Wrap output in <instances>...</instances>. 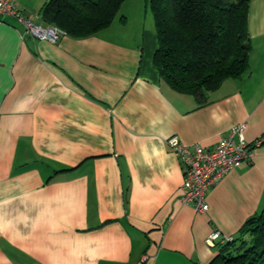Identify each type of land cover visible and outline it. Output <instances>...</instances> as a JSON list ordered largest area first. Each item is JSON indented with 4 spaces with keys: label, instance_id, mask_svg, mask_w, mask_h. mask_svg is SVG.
Returning <instances> with one entry per match:
<instances>
[{
    "label": "crops",
    "instance_id": "obj_1",
    "mask_svg": "<svg viewBox=\"0 0 264 264\" xmlns=\"http://www.w3.org/2000/svg\"><path fill=\"white\" fill-rule=\"evenodd\" d=\"M46 1L16 0L36 22ZM120 10L56 43L0 19V264H209L264 209V0L249 6L248 71L201 98L160 78L146 2ZM242 122L262 141L252 160L208 190L206 212L182 203L166 140L212 149Z\"/></svg>",
    "mask_w": 264,
    "mask_h": 264
},
{
    "label": "trees",
    "instance_id": "obj_2",
    "mask_svg": "<svg viewBox=\"0 0 264 264\" xmlns=\"http://www.w3.org/2000/svg\"><path fill=\"white\" fill-rule=\"evenodd\" d=\"M124 0H47L41 19L83 36L110 25ZM158 46L153 65L174 91L201 98L249 69L251 0H144ZM238 237L220 244L209 264H264V209L249 217Z\"/></svg>",
    "mask_w": 264,
    "mask_h": 264
},
{
    "label": "built area",
    "instance_id": "obj_3",
    "mask_svg": "<svg viewBox=\"0 0 264 264\" xmlns=\"http://www.w3.org/2000/svg\"><path fill=\"white\" fill-rule=\"evenodd\" d=\"M9 17L24 29L32 38L56 43L67 33L58 27L36 22L25 17L19 9L16 0H0V19ZM246 122L232 126L228 134L220 139L212 149H205L200 144L187 146L181 143L177 136L166 140L167 146L177 155L183 170V182L180 187L179 199L184 204H190L197 212H206V194L230 170L250 162L254 148L261 140L249 143L244 136ZM220 237L219 232H213L208 242L213 243ZM144 256V260L146 259Z\"/></svg>",
    "mask_w": 264,
    "mask_h": 264
},
{
    "label": "rangeland",
    "instance_id": "obj_4",
    "mask_svg": "<svg viewBox=\"0 0 264 264\" xmlns=\"http://www.w3.org/2000/svg\"><path fill=\"white\" fill-rule=\"evenodd\" d=\"M225 1L230 2L231 0H225ZM121 6H122V5H121ZM120 9H121V7H120ZM120 9H119V11L116 13V16H117V17L120 15V11H121ZM116 16H115V17H116Z\"/></svg>",
    "mask_w": 264,
    "mask_h": 264
}]
</instances>
